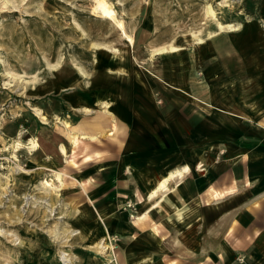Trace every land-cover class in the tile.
Returning a JSON list of instances; mask_svg holds the SVG:
<instances>
[{"label": "crops", "instance_id": "1", "mask_svg": "<svg viewBox=\"0 0 264 264\" xmlns=\"http://www.w3.org/2000/svg\"><path fill=\"white\" fill-rule=\"evenodd\" d=\"M248 31V46L211 41L146 72L110 60L87 80L55 74L69 93L60 113L70 127L88 121L66 137L72 147L86 138L87 190H127L137 204L132 220L109 197L96 204L105 232L86 217L89 242L119 235L118 264H232L239 255L264 264V39L256 45L259 31ZM99 176L108 180L92 179ZM163 176L166 189L148 199Z\"/></svg>", "mask_w": 264, "mask_h": 264}, {"label": "rangeland", "instance_id": "2", "mask_svg": "<svg viewBox=\"0 0 264 264\" xmlns=\"http://www.w3.org/2000/svg\"><path fill=\"white\" fill-rule=\"evenodd\" d=\"M107 1L131 43L113 22L92 12L95 0H0V264H63L61 250L75 256L74 264H82L83 257V264H92V255L104 264H118L119 235L110 233L117 240L107 244V255L96 253L92 247L106 236L89 242L86 217L95 215L102 231L110 230L104 214L96 213V204L106 205L108 197L129 220L137 215L127 190H87L84 172L89 171L79 156L86 138L72 147L66 137L80 134L75 127L85 131L81 126L88 121L70 127L66 111L60 113L69 93L57 87L56 73L68 69L87 80L110 60L130 73L146 72L155 61L185 51L193 55L211 41L242 44L251 37L250 25L259 31L254 43L264 39V0ZM71 156L74 161H68ZM128 201L135 202L134 210ZM112 256L116 261L110 263L106 258Z\"/></svg>", "mask_w": 264, "mask_h": 264}, {"label": "bare ground", "instance_id": "3", "mask_svg": "<svg viewBox=\"0 0 264 264\" xmlns=\"http://www.w3.org/2000/svg\"><path fill=\"white\" fill-rule=\"evenodd\" d=\"M93 13H95V15L99 16V17H102V18H106V19H109L111 22H113L116 27L121 31L122 35L124 36V38H126V40L128 42H132V37L130 35H128L125 31V28H124V24L122 22V20L118 19L117 18V15H116V11L114 9V7L107 1V0H95L94 2V5H93ZM229 27V29L233 30L235 29L232 25H227ZM223 26L222 25H219V28H222ZM227 27V28H228ZM224 28V27H223ZM222 28V29H223ZM129 43V44H130ZM171 49H175L174 46H171L170 47ZM159 50H162V49H159ZM108 103V102H107ZM100 105V104H99ZM35 113L43 120L46 119L45 115L42 114V112L39 110V109H35L34 110ZM89 111V109L87 110ZM46 121V120H45ZM67 125V124H66ZM76 133V132H75ZM77 135V134H76ZM75 135H72V138H74ZM85 135H81V137H84ZM76 138L78 136H75ZM71 138V139H72ZM31 143V148L35 149L36 146H38V144L36 143V141L32 140L30 141ZM62 149V150H61ZM60 150L61 151H64L63 148H61ZM65 154V153H64ZM58 174V173H57ZM171 174V173H170ZM173 176V175H172ZM57 178H59V174L56 175ZM164 177V176H163ZM168 179V178H167ZM170 179V178H169ZM43 184L46 185V186H50V183L48 182V180H44L43 181ZM166 177L164 178H159L158 179V182L156 183V185L150 190L149 193H147L146 197L149 199L153 196L156 195L157 191L158 190H164L166 189ZM133 217V219H136V217H134V215H131ZM140 219V218H139ZM70 235L74 233V231H69ZM107 235H106V241L105 239H102L100 242H97L92 248L96 247V253H99V254H106V249H107V244H111L112 245V239L113 235L109 234L107 231H106ZM107 255V254H106ZM74 258L75 256H71L69 255L68 251L67 250H61L60 251V259L61 261L63 262V264H74ZM108 259V261L113 262V261H116V259H114V257L112 256V260L109 258H106ZM101 264H104V263H101ZM133 264V263H132Z\"/></svg>", "mask_w": 264, "mask_h": 264}, {"label": "built area", "instance_id": "4", "mask_svg": "<svg viewBox=\"0 0 264 264\" xmlns=\"http://www.w3.org/2000/svg\"><path fill=\"white\" fill-rule=\"evenodd\" d=\"M127 207H130L131 209L133 208L134 210V207H135V202H132V201H128L127 202ZM132 217V216H131ZM117 240V237H113L112 241H115ZM245 262V257L242 256V255H239L235 258V260L233 261L232 264H244Z\"/></svg>", "mask_w": 264, "mask_h": 264}]
</instances>
